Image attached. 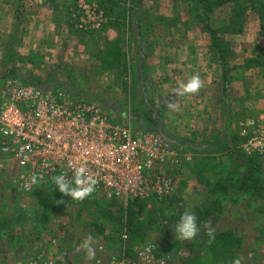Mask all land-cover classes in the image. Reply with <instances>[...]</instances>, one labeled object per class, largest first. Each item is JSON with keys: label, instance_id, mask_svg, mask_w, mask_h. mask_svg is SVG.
I'll return each instance as SVG.
<instances>
[{"label": "rangeland", "instance_id": "1", "mask_svg": "<svg viewBox=\"0 0 264 264\" xmlns=\"http://www.w3.org/2000/svg\"><path fill=\"white\" fill-rule=\"evenodd\" d=\"M64 1L67 41L47 53L46 63H25L22 51L14 59L6 53L0 76L66 89L98 103L112 123L163 133L192 158L178 171L172 192L147 201L133 227L109 213L116 207L99 193L72 201L53 182L19 190L15 164L0 156V264H95L100 244L113 255L124 241L135 250L155 244L160 254L174 255L170 264H232L237 258L241 264H264V186L218 194L223 206L212 229L243 237L232 261L200 248L206 229L198 226L191 241L173 231L178 212L202 204L215 181L234 182L251 162L264 170V148L247 145L256 132L241 130L249 119L264 120V0L247 10L243 33L223 31L233 13L229 3L214 11L228 43L225 65L209 34L188 13L194 0H89L104 12L97 29L80 28L75 0ZM18 59L21 63H13ZM196 74L203 81L200 91L175 96L179 82ZM166 99L175 100L178 111L168 109ZM89 235L96 241L92 259L81 247Z\"/></svg>", "mask_w": 264, "mask_h": 264}, {"label": "built area", "instance_id": "2", "mask_svg": "<svg viewBox=\"0 0 264 264\" xmlns=\"http://www.w3.org/2000/svg\"><path fill=\"white\" fill-rule=\"evenodd\" d=\"M75 3L80 28L97 29L104 23V12L96 3ZM250 128L256 133L248 135L247 145L264 148V120H247L242 133L248 134ZM0 156L15 164V184L21 191L53 182L57 175L66 174L71 180V162L95 177L94 193L124 204L130 198L170 194L178 171L192 158L163 133L112 123L96 102L15 75L0 76ZM33 174L38 177L34 184L30 182ZM127 246L124 241L117 257L100 244L95 264H170L174 260L172 253L160 254L152 243L136 249L134 255Z\"/></svg>", "mask_w": 264, "mask_h": 264}, {"label": "trees", "instance_id": "3", "mask_svg": "<svg viewBox=\"0 0 264 264\" xmlns=\"http://www.w3.org/2000/svg\"><path fill=\"white\" fill-rule=\"evenodd\" d=\"M127 1V0H125ZM186 1V0H185ZM256 0H194V7H189L188 13L193 17L197 23H199L204 31L209 34L210 46L217 50L218 55L220 56L221 63L225 65L227 61V52H228V43L227 40L222 36L221 28L217 27L214 22L213 15L214 11L224 4H230L233 9V13L230 16L229 25L223 27V31L232 32V33H243L247 10L250 6L256 4ZM193 3V4H194ZM124 3H121V5ZM192 4V5H193ZM264 5V4H263ZM264 17V16H263ZM15 52L13 49L9 48L7 51V57L14 59ZM229 70L225 69L223 72V80L227 81L229 79ZM11 74H15L12 72ZM33 83V82H32ZM35 83V82H34ZM36 84V83H35ZM260 173H264V170H261L255 162L248 164L247 168L243 174L236 179L234 182L228 179L217 180L215 181V186L208 191L206 200L195 206L191 211L197 217V226L200 228L206 229L207 226L213 228L215 222L218 220V212L222 209V199L218 195L221 192H233L236 190L249 191L255 187L264 186V178ZM232 187V190H230ZM110 203L111 207H116L118 210L110 211L111 214L118 215L121 219L130 220L132 226H135V220L138 216L144 212L145 204L150 199H139V198H130L127 204H124L119 199H107L104 198ZM123 209V211H121ZM188 209H181L176 215L173 224H177L180 220V217ZM25 213V211H23ZM144 224V223H143ZM142 224V226H143ZM131 226V225H130ZM131 226L132 232H134ZM142 226H137L136 228H144ZM139 231V230H138ZM137 230L135 231L138 232ZM215 239L209 243L211 237L208 235V232L205 235V240L200 244V248H209L211 251L222 256L225 260L232 261V255L236 254V251L239 246L243 243V237L239 236L235 231L229 230L225 232L214 231ZM128 252L130 255H134L135 249H131L130 246H127ZM119 253L114 254V256L119 257ZM175 258V257H174Z\"/></svg>", "mask_w": 264, "mask_h": 264}, {"label": "crops", "instance_id": "4", "mask_svg": "<svg viewBox=\"0 0 264 264\" xmlns=\"http://www.w3.org/2000/svg\"><path fill=\"white\" fill-rule=\"evenodd\" d=\"M65 10L64 0H0V38L9 37L5 43L0 40V54L4 56L11 48L14 58L20 57V51L28 56L25 63H46L47 53L67 41L62 33L66 23L70 26ZM20 41L24 42L21 50L17 47Z\"/></svg>", "mask_w": 264, "mask_h": 264}, {"label": "clouds", "instance_id": "5", "mask_svg": "<svg viewBox=\"0 0 264 264\" xmlns=\"http://www.w3.org/2000/svg\"><path fill=\"white\" fill-rule=\"evenodd\" d=\"M203 87V81L199 74L191 76L187 82H179L178 87L174 89L175 96L183 97L186 95H195ZM168 109L172 111H178L177 102L175 100L166 99L164 101ZM159 103L157 104V107ZM69 168H72L74 176L69 180L65 175H57L52 177V181L59 189V192L63 196H70L72 201H83L95 191V185L97 180L92 175L87 174L84 167H75L71 162ZM38 177L33 174L30 178L31 183H36ZM175 237L180 240L191 241L198 233L197 217L191 210H186L180 217L179 222L173 227ZM208 235L211 237L209 243L214 239V229L207 226ZM96 241L92 236L86 237L81 247L86 251L88 259H92L95 256V249L93 245ZM232 264H241L239 258L235 259Z\"/></svg>", "mask_w": 264, "mask_h": 264}]
</instances>
